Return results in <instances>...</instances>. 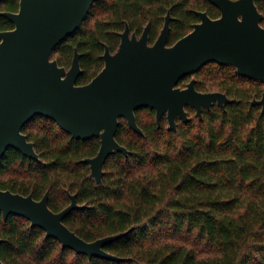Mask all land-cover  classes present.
<instances>
[{
	"label": "trees",
	"instance_id": "obj_1",
	"mask_svg": "<svg viewBox=\"0 0 264 264\" xmlns=\"http://www.w3.org/2000/svg\"><path fill=\"white\" fill-rule=\"evenodd\" d=\"M264 14V0L255 1ZM172 6L170 43L198 20L189 0H96L82 23L54 53L70 68L81 54L77 84L89 83L103 68L106 45L117 46L116 31L125 20L139 32L151 22L152 40ZM20 0L0 2V32L15 27L2 12L19 10ZM191 7V8H190ZM196 7V6H194ZM212 17H217L212 13ZM113 26L117 29L113 30ZM1 41V39H0ZM201 92L222 91L234 102L188 106L189 120L177 118L169 129L165 115L140 108L143 134L120 119L116 151L106 160L101 182L85 158L97 155L99 137L73 138L52 118L38 116L23 132L34 142L39 159L9 148L0 160V189L42 199L59 212L72 196L79 208L65 224L87 241L128 232L104 246L121 260L89 257L46 235L25 217L0 211V258L5 264H264V110L253 103L264 83L240 75L232 65L216 62L196 74ZM184 80V79H183ZM181 80L179 86H184Z\"/></svg>",
	"mask_w": 264,
	"mask_h": 264
},
{
	"label": "water",
	"instance_id": "obj_2",
	"mask_svg": "<svg viewBox=\"0 0 264 264\" xmlns=\"http://www.w3.org/2000/svg\"><path fill=\"white\" fill-rule=\"evenodd\" d=\"M95 1L20 0L18 11L2 12L15 27L0 32V160L9 148L39 159L23 128L34 118L45 116L73 138H100L97 155L84 161L101 182L108 157L116 151L128 153L116 139L121 118L143 134L136 111L151 108L158 123L166 115L169 129L176 130L177 118L189 120L188 106L201 116L204 107L215 103L224 107L235 101L222 91L197 90L194 79L182 88L178 84L184 77L216 62L232 65L240 75L264 83V14L256 0H210L221 9L220 18L199 12L202 22L171 47L165 45L168 21L153 46L147 44L149 26L140 40L135 36L130 39L126 30L119 51L112 55L106 50L102 70L89 83L77 84L83 72L78 50L70 68L60 66L53 53L81 27ZM253 103L264 110V91ZM79 207L74 195L69 206L56 212L49 206L48 193L38 200L0 189V211L6 219L10 214L25 217L63 247L90 258L121 260L104 246L128 232L94 241L83 239L64 222L67 214ZM0 264H5L1 258Z\"/></svg>",
	"mask_w": 264,
	"mask_h": 264
},
{
	"label": "flooded vegetation",
	"instance_id": "obj_3",
	"mask_svg": "<svg viewBox=\"0 0 264 264\" xmlns=\"http://www.w3.org/2000/svg\"><path fill=\"white\" fill-rule=\"evenodd\" d=\"M94 4V3H93ZM189 4L193 5V8H192V11H194V13L197 15L198 17V20L193 22L190 26H191V29L185 34L183 35L182 37L188 35L189 33H191L194 28H195V24L197 23H200L202 22V18H201V15L199 14V12H205L207 13V15L209 17H211L212 19H217V18H220L222 13H221V9L215 4L213 3L212 1L210 0H189ZM196 6V7H194ZM172 6H168L167 7V10H166V13L165 15L163 16V26L161 27L159 33L156 35V37L152 40L151 38V34H150V31H151V22H147L144 26H143V30H141V32H139V28L136 27V26H131V24L129 23L128 20H125V25H124V28L121 29V30H118L116 31V37L114 38L115 41H117V46L114 50H112L110 48L109 45H106L105 49H104V52L102 53L101 57L104 61V65H105V58H104V55L106 54V50L109 49V52L110 54L114 55L116 54L122 43H123V40H124V34L126 32V30H129V38L132 39L134 36L136 37V39L140 40L142 38V36L144 35V32L146 30V28L149 26V29H148V39H147V44L149 46H153L157 41L158 39L160 38L161 34H162V31L167 23V21L169 22V30H168V34H167V40H166V46L167 47H171L173 46L178 40H180L182 37L176 39L175 41H173L172 43H170V38H171V30H172V22L176 19V17L172 14ZM92 8V7H91ZM191 8V7H190ZM215 13L217 15V17H212L211 13ZM90 12V11H89ZM89 14V13H88ZM262 24L264 25V20L262 22ZM82 26V25H81ZM117 28L115 26H113V30H116ZM80 58H81V54H80ZM81 63V62H80ZM104 67V66H103ZM82 68V67H81ZM196 74V73H195ZM195 74H192V75H188L186 77H184L183 79V82H184V86H180L182 88L186 87L193 79L195 80V84H196V78H195ZM180 80V81H181ZM179 81V82H180ZM215 91H218V90H215ZM211 92V91H210Z\"/></svg>",
	"mask_w": 264,
	"mask_h": 264
}]
</instances>
